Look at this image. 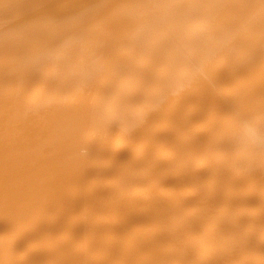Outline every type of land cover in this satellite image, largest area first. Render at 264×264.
Instances as JSON below:
<instances>
[{
    "label": "bare ground",
    "instance_id": "1",
    "mask_svg": "<svg viewBox=\"0 0 264 264\" xmlns=\"http://www.w3.org/2000/svg\"><path fill=\"white\" fill-rule=\"evenodd\" d=\"M0 264H264V0H0Z\"/></svg>",
    "mask_w": 264,
    "mask_h": 264
}]
</instances>
